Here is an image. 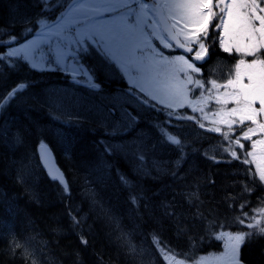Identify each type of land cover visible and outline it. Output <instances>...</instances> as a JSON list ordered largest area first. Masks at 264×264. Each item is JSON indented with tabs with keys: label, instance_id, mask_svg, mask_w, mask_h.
Wrapping results in <instances>:
<instances>
[{
	"label": "snow or ice",
	"instance_id": "obj_1",
	"mask_svg": "<svg viewBox=\"0 0 264 264\" xmlns=\"http://www.w3.org/2000/svg\"><path fill=\"white\" fill-rule=\"evenodd\" d=\"M6 9L10 19L0 23V148L22 149L41 113L57 125L58 140L90 124L86 142L78 141L83 157V174H76L79 194L94 211V222L109 230L126 264H143L141 239L159 246L157 254L164 252L165 258L174 252L161 238L165 225L186 245L203 243L205 229L231 227L221 222L219 209L233 205L258 211H242L232 223L243 228L215 237L224 241L221 256L193 264H248L244 251L264 241V138L252 139L257 132L264 137V0H9ZM220 47L243 57L225 84L209 79ZM49 73L63 75L72 87L46 82ZM114 76L126 85L119 94L106 90ZM221 88L227 91L220 94ZM213 93L218 111L193 106L197 98L211 105ZM185 106L188 114L179 111ZM209 112L220 120L209 121L216 126L208 131L220 133L229 148L237 147L221 149L218 154L228 152L227 157L212 158L213 164L229 166L219 184L213 174L198 170L193 157L207 154L180 131L183 121L204 129ZM222 126L241 131L225 133ZM242 141L251 149L259 146L261 155L238 151L245 149ZM37 146V161H48L47 138L38 139ZM233 160L255 161L256 167L232 172ZM30 165L31 159L18 162L17 183L21 198L39 205L35 185L40 177ZM45 175L58 185L72 228L82 233L89 217L68 203L76 180L51 165ZM113 199L122 200V207H114ZM16 210L8 205L7 211ZM125 220L133 223L125 225ZM87 228L92 231V225ZM78 237L87 244L82 234ZM7 251L26 259L30 249L13 233Z\"/></svg>",
	"mask_w": 264,
	"mask_h": 264
},
{
	"label": "trees",
	"instance_id": "obj_2",
	"mask_svg": "<svg viewBox=\"0 0 264 264\" xmlns=\"http://www.w3.org/2000/svg\"><path fill=\"white\" fill-rule=\"evenodd\" d=\"M8 2L9 0H3L0 3V23H7L10 19L6 9ZM223 55L228 57L224 53ZM21 75L26 74L21 73ZM45 79L46 82L53 85H71L59 73H49ZM125 86V83L120 81L106 82V90L109 92L113 89L116 91L124 89ZM36 119L38 123L35 131L29 132L22 149L13 153L7 149L0 148V264H126L125 256L117 249L114 241L115 245H112L111 240L113 239L109 237V230L94 222V211L91 209L89 202L79 194L80 185L76 174H83V157L79 150L78 141L86 142L85 132L90 124H86L82 129H74L68 132V138L61 140L59 143L54 139H47L65 176L69 180H76L72 184V199L68 203L72 207L79 205L80 215L87 214L89 217L81 233V229L74 230L71 226L65 202L61 201L57 195L59 191L58 185L45 175L46 172L41 167L40 160L37 161L36 159V154L38 153L37 140L42 137L47 138L48 135L52 134L51 131L54 133L57 125L49 122L42 113ZM48 125L51 126V129H48ZM184 128L193 131L197 129V131L192 132V138L189 140H192L195 146L200 148L201 152L206 153V149L211 145L225 144V146H228V142L223 139L220 133L208 131L211 126L207 123H205L204 129H200L198 124L188 121L184 124ZM240 131L241 129L237 127L234 130L225 129L222 132L238 134ZM248 143H245L244 150L238 151L248 152ZM233 144L230 149L237 150L232 148ZM69 153L72 154L70 158L68 156ZM207 157L205 158L200 153H197L193 159L199 171L213 174L219 184L221 182L220 174L225 173L229 166L223 163L213 164L212 159L208 155ZM29 159L34 163L30 165L32 173L34 175L38 174L40 177L39 183L35 185L41 199V204L39 205L28 202L27 197L21 198L23 188L21 184L17 183V165L15 166L13 161L18 164L21 160L28 162ZM232 164L236 165V167L231 169L232 172L243 174L248 168L254 169L251 164H242L240 161L233 160ZM225 183L230 182L226 181ZM216 195L219 198L221 194L217 191ZM116 202L122 205V200L118 202L113 199V206L117 205ZM239 202L243 203L244 201ZM249 203L251 205L256 203L255 194H253ZM9 204H13L17 210L14 212L7 211ZM261 207H264V205H261ZM242 211H249L250 215H254L258 208L246 207L241 210L237 205H233L231 209L221 207L219 209V212L222 213L221 222L230 223L231 227L220 228L219 231L215 232L205 229L208 239L195 247L186 245L183 240H178L174 232L168 229L167 225H165L166 230L161 238L169 242V246L175 249L173 252V254L175 253L174 256L179 258H185L186 256L188 259H194L204 253L219 251L223 247L224 241L215 237L224 231H233V229L239 231L243 228V225L237 228V225L232 223ZM29 219L32 221L31 224L28 222ZM87 225H92L91 232L88 231ZM52 229H57V232L52 231ZM195 231L199 233L202 229L198 226ZM13 233L20 238L22 245L26 244L30 252H36L37 254L32 255L30 252H25L26 259H21L19 255L13 258L7 251L8 238ZM78 233L82 234L87 240L86 245L81 243ZM262 248H264V241L253 243L247 247L244 251V256L248 264H264V251L261 250ZM177 253H184V255H177Z\"/></svg>",
	"mask_w": 264,
	"mask_h": 264
},
{
	"label": "rangeland",
	"instance_id": "obj_3",
	"mask_svg": "<svg viewBox=\"0 0 264 264\" xmlns=\"http://www.w3.org/2000/svg\"><path fill=\"white\" fill-rule=\"evenodd\" d=\"M8 18H10L8 16ZM221 35H222V38L224 36L223 34V31L221 29ZM222 48V47H221ZM223 49V48H222ZM235 63H232L229 59L227 58H220L216 61H213L210 65H209V68L208 70L212 73V75L209 77V79H216L217 80V83L218 84H225L227 83V79H230V78H234V73H235ZM113 78H117L119 79L118 76H114ZM58 86H61V87H65V88H71L72 85H58ZM81 91H83V89H81ZM224 91H227V89H223L221 88L220 89V94H222ZM120 91L117 92V94H119ZM215 94L216 93H213V100H212V103L211 105L207 104V103H204L203 100L201 98H197L198 100H200L199 103H194L193 106L194 107H197V108H204L205 111H209L210 107H211V111H218L219 108L221 106L219 105H215V102H214V97H215ZM207 95V94H205ZM186 105H187V102H186ZM187 107V106H185ZM227 107H232V105H228ZM85 115H87V112H85ZM213 119H215L216 121H219L220 120V117L219 116H215L213 117V115H211V112H209V115L207 117V120L206 121H212ZM216 126V125H215ZM48 129H51V126L48 125ZM51 131V130H50ZM52 134L48 135L47 136V139H54L56 140L58 143L61 142V140H58L57 137L54 135L53 131H51ZM191 134L189 133H185L184 136L188 139H191L192 136H190ZM264 137L260 136L257 132V134H253L252 135V139L253 140H258V139H262ZM221 149L223 148H220V147H216V146H213V147H209L207 149V153L211 156H223L225 155L226 152H224L222 155H219L218 153H220ZM227 149V147H226ZM229 151V149H228ZM251 151H254L256 153V157H259L261 155V151L259 149V146L257 147V149H252ZM171 155H174L171 154ZM253 158L250 156V160H252ZM31 164H34L33 161L31 162ZM15 166L17 164H14ZM253 165L256 167V163L255 161H253ZM36 188V186H35ZM116 208H121L122 205H119V203L116 202ZM125 225H131L133 222L132 221H129V220H125L124 221ZM129 230H131V228L129 227ZM111 240V239H110ZM112 241V245L115 243H113L114 239L111 240ZM139 244L142 245V247L145 249V252H144V257H143V264H160L161 260H163V264H177V261H183L184 259H181V258H176L174 257L173 254L169 253L167 255V258H165V254L164 252H160L159 254H157V248L159 246H156V247H152L151 245V242L148 241V240H144V239H141L139 241ZM117 247V245H115ZM118 249V247H117ZM222 254H219V253H214V254H206L202 257H198L197 259H195V261H199L201 258H207V257H218V256H221ZM194 261V260H193ZM193 261H186V264H193ZM215 262H211V264H214Z\"/></svg>",
	"mask_w": 264,
	"mask_h": 264
},
{
	"label": "water",
	"instance_id": "obj_4",
	"mask_svg": "<svg viewBox=\"0 0 264 264\" xmlns=\"http://www.w3.org/2000/svg\"><path fill=\"white\" fill-rule=\"evenodd\" d=\"M50 154H51V155H50V159H49L48 161H43V160H42V164H43V166H44V168H45L46 170L48 169L49 165L58 168V167H57V164H56V162H55V158H54L53 151L51 150V148H50Z\"/></svg>",
	"mask_w": 264,
	"mask_h": 264
},
{
	"label": "flooded vegetation",
	"instance_id": "obj_5",
	"mask_svg": "<svg viewBox=\"0 0 264 264\" xmlns=\"http://www.w3.org/2000/svg\"><path fill=\"white\" fill-rule=\"evenodd\" d=\"M210 52H211V51H210ZM218 55H219V53L217 52V55L214 57V59H215V58H218Z\"/></svg>",
	"mask_w": 264,
	"mask_h": 264
}]
</instances>
